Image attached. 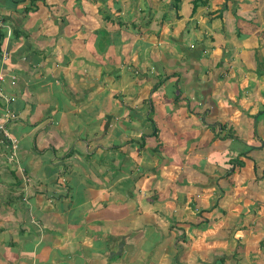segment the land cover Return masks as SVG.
Segmentation results:
<instances>
[{"label":"crops","instance_id":"0c3cea01","mask_svg":"<svg viewBox=\"0 0 264 264\" xmlns=\"http://www.w3.org/2000/svg\"><path fill=\"white\" fill-rule=\"evenodd\" d=\"M166 1L0 0V264H264V0Z\"/></svg>","mask_w":264,"mask_h":264},{"label":"built area","instance_id":"2783aa9c","mask_svg":"<svg viewBox=\"0 0 264 264\" xmlns=\"http://www.w3.org/2000/svg\"><path fill=\"white\" fill-rule=\"evenodd\" d=\"M2 17L0 15V22H2ZM8 59V52L3 51L1 54V60L6 61ZM11 81L15 80V75H10ZM5 81V73L0 70V100L3 101L2 110L0 115V144L8 143L10 144V148L13 149L12 153H15V149L17 148V141L12 139L8 130L7 123L16 119V112L10 107L9 103L11 101V97L8 93L3 90L1 86V82Z\"/></svg>","mask_w":264,"mask_h":264},{"label":"rangeland","instance_id":"374dc122","mask_svg":"<svg viewBox=\"0 0 264 264\" xmlns=\"http://www.w3.org/2000/svg\"><path fill=\"white\" fill-rule=\"evenodd\" d=\"M122 2H125V0H121ZM129 0H126V2H128ZM166 1V0H165ZM169 1V0H168ZM98 2H100V0H98ZM167 2V1H166ZM165 2V3H166ZM130 3V2H129ZM257 3V2H256ZM199 4V3H198ZM131 5H137V1H134V2H132L131 1ZM155 5H157V6H159V8H161L162 9V11H165L166 9H167V7L165 8V7H163L162 6V4L161 3H159V0H155ZM202 5V4H201ZM257 5H259V4H257ZM156 6V7H157ZM210 7H211V5H210ZM169 8V7H168ZM227 8H230L231 10H232V12H233V10H234V5H233V3H232V0L230 1V5H227L225 8H223V9H221V12L222 11H224V9H227ZM231 12V13H232ZM222 14H225V12H222ZM129 19V21H131L132 19V21L131 22H133L134 20H135V17L134 16H131V17H129L128 18ZM121 20L123 21V18H121ZM136 31V30H135ZM123 32V31H122ZM189 35H187V37H188ZM147 50H149V49H147ZM164 73H162V75H163ZM163 88L162 87H160V89H159V91L160 90H162ZM228 133L229 134H232L233 136H234V133H232V131H230V130H228Z\"/></svg>","mask_w":264,"mask_h":264},{"label":"trees","instance_id":"16d2710c","mask_svg":"<svg viewBox=\"0 0 264 264\" xmlns=\"http://www.w3.org/2000/svg\"><path fill=\"white\" fill-rule=\"evenodd\" d=\"M180 0H173V6L178 9V5L177 3L179 2ZM198 3H205L203 0H192V5H193V8L192 10L195 11V9L197 8V5Z\"/></svg>","mask_w":264,"mask_h":264}]
</instances>
